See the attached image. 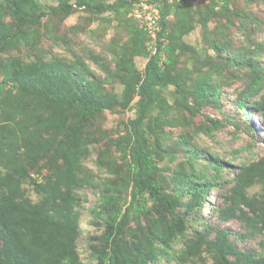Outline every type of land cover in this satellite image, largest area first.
<instances>
[{
	"label": "trees",
	"instance_id": "trees-1",
	"mask_svg": "<svg viewBox=\"0 0 264 264\" xmlns=\"http://www.w3.org/2000/svg\"><path fill=\"white\" fill-rule=\"evenodd\" d=\"M218 1L208 7L207 13L213 20L227 8L225 1ZM142 3L155 18L150 28L143 20L144 15L142 19L135 17ZM191 3V0H113L103 4L100 0H80L70 4L68 0H60L55 8L44 12L36 0H0V54L18 50L19 45L30 41L29 49H33L34 41L39 43L38 37L50 38L56 28L52 23L47 33L39 35L43 18H56L60 24L74 8H80L96 17L112 13L114 21L127 26L131 39L140 42V48L135 50L130 44L128 51L132 54L134 49L147 58L139 73L131 68L129 53L118 57L115 73L118 78L114 80L125 86L120 100L137 94L138 101L135 117L123 123V133L107 148L98 147L88 131V121L117 105L118 98L108 91L104 79L95 84L87 81V76L93 73L88 64L75 54L72 60H41L31 65L1 60L0 56V264H81L77 248L81 189L97 186L91 179L92 171L82 167L90 147L98 148L95 158L98 171L110 172L118 180L98 186L101 189L98 203L89 209L91 223L103 227L99 238H90L97 244L88 243L85 248L97 264H153L159 256H164L166 263L176 261V264H205L206 260L212 264H264V255L239 251L223 229L215 230L214 239H209L195 228L181 250L168 249L199 220L197 216L187 218L205 202L206 193L221 189L220 196L226 183L232 185L223 195L225 205L231 203L236 209L247 207L248 212L237 215L235 211L225 213L219 208L220 216L258 222L264 227V199L247 195V189L256 182L264 186L263 158L243 164L231 180L222 176L225 164L218 155L212 156L215 162L199 167L192 158L172 166L180 149L190 141L184 134L172 140L171 132L165 129L183 126L182 113L188 112L192 117L193 108L209 99L215 101L219 91L217 78L224 65H232L230 60L210 63L205 56L200 59L197 49L182 40L184 32L194 24ZM217 6L219 10H215ZM245 15L239 11L223 15L226 24L218 20L211 32L206 29L207 22H201L204 36L211 39L217 54L232 47L226 39L231 17L239 18L243 24ZM131 16L143 20L144 30L136 29ZM55 39L58 45L63 44L58 37ZM260 47L253 45L241 57L257 54ZM44 55L35 56L43 59ZM100 59H96V66L106 72L109 81L114 74L110 76L108 63ZM191 59L197 67L188 70L187 61ZM259 59L258 55L256 60L234 63L250 66L256 75L243 92L247 99L262 89L264 76L259 75ZM168 86L177 94L174 92L173 102L157 122L149 124L148 110L160 102L159 97ZM23 96L32 99L29 110L24 107ZM190 97L192 105L188 102ZM248 103L264 117V96ZM239 105L244 102L239 101ZM194 157H198L197 152ZM220 179L224 184L215 186ZM131 222L136 226H130ZM206 228L204 231L211 234Z\"/></svg>",
	"mask_w": 264,
	"mask_h": 264
},
{
	"label": "rangeland",
	"instance_id": "rangeland-1",
	"mask_svg": "<svg viewBox=\"0 0 264 264\" xmlns=\"http://www.w3.org/2000/svg\"><path fill=\"white\" fill-rule=\"evenodd\" d=\"M42 8V11L48 12L52 8H55L60 0H36ZM80 0H68L70 4ZM103 4L112 3L113 0H100ZM171 1V0H170ZM226 2V10L223 14L217 16L216 20H213V16L207 13L208 7L212 4H217L218 0H191V14L194 15V22L191 29H187L182 35V40L190 47L197 49V53L200 54V59L205 56V60L210 59V63H218L220 61L226 62L230 60L232 65H228L222 68L223 72L217 78L216 85L219 87V91L215 96V101H210L198 105L192 109V117L188 112L182 113L181 123L183 126H176L174 128H166L165 131L171 132L170 137L172 140L177 139L180 134H184L189 142L184 149H180V153L177 156L176 161L172 164L175 166L182 162H187V158L197 161V167L206 165L208 162H215L212 156L218 155L221 161L225 164V167L221 168V174L224 179L231 180L234 175L239 171L241 166L248 165L260 159H264V117L262 112L253 109L248 102H254L260 96H264V77L261 80L262 89L254 96L247 99L243 92L247 89L249 82L253 81L255 74L252 72L250 66H239L234 63L248 62L257 58L259 55L260 62L259 68H261L259 75L264 76V0H221V3ZM219 10V6L215 8ZM239 11L241 14H246L245 20L242 21L238 18L231 17V24H229V35L227 41L231 43L232 47L224 49L223 52L217 54V52L211 46V39L204 36L201 22H207L206 29L211 32L216 27L218 20L221 24H226L227 20L224 16L230 14V12ZM224 15V16H223ZM251 16H253L251 22ZM130 17V16H129ZM132 24L136 26V29L144 30L143 20L131 16ZM172 18V15L169 16ZM50 17L43 18L40 23L39 35L47 33L49 26L55 24L56 28L52 31L51 37L44 36L38 37V42L33 44V49H29L30 42L19 45L18 50L10 51L6 54H0L1 60H18L25 65H31L35 61H50L56 59L72 60V54H75L80 61L88 64L92 70V74L87 76V81L90 84L95 82L106 83V87H109L108 91H112L118 98V103L115 106L105 109L97 117L89 119L88 131H91L93 138L97 140L98 147L109 148L111 142L117 140L123 133V123L129 119L135 117V106L138 101L137 94L130 97L128 100H120V96L125 90V86L120 84L115 78L118 76L115 74L117 69L118 57L128 54L130 60V66L132 69L142 72L147 58L137 54L135 50L140 48V42L136 39H131V34L127 30V26L124 22L114 21L112 13H104L103 15L96 17L93 14L86 12L84 9L74 8L72 13L67 16L60 24ZM7 23V22H5ZM10 23V22H8ZM242 25V28L238 26ZM58 37L63 44L58 45L56 41ZM26 41V38L24 39ZM210 41V42H209ZM132 44V54L128 45ZM260 44V48L256 50V53L243 58L245 51L253 48V45ZM131 45V46H132ZM147 45V44H146ZM23 46V47H21ZM149 47V46H147ZM127 48V49H126ZM34 51V55H33ZM36 54H45L40 59ZM243 54V55H241ZM125 56V55H124ZM104 60L107 62V67L110 71L111 80L106 81L108 75L105 71H100L97 68V60ZM102 61V62H104ZM197 65H194L193 59L187 61L188 70H193ZM215 76V75H214ZM213 76V77H214ZM217 76L214 78L216 79ZM0 76V81H1ZM11 87L10 81H8L6 88L9 90ZM174 92L176 90L172 86H168L163 90L160 95V102L153 104L147 113L146 121L150 124L157 122L161 117L164 110L168 109V106L174 100ZM23 102L26 100L27 110L28 106L32 104V99L28 97H22ZM239 101H243L244 105L240 106ZM189 104H193L192 98H188ZM216 124L217 128H214ZM93 141V139H92ZM91 141V142H92ZM190 146V147H189ZM96 147H90V154L83 161L82 167L86 170L92 171V181L96 187L85 186L81 189L82 203L79 208L80 211V235L78 241V252L81 264H97L86 246L88 243L97 244L96 241H90V238H99L103 233V227L93 225L91 223L92 218L89 214V209L98 203V196L101 189L98 186L109 181L118 183L116 178H113L112 173L105 171H98L95 164ZM195 152L198 157L195 158ZM186 160V161H184ZM182 164V163H181ZM111 170V169H110ZM208 174V173H206ZM90 177V176H89ZM87 177V180H89ZM113 179V180H112ZM219 184H224L223 179L218 181ZM232 184L226 183L222 187V195L219 196L221 189H215L213 192L208 191L203 201L194 213L189 215L187 219H192L193 216L198 217V221L193 227L187 229L185 234L179 237V242L173 243L168 249L172 251L181 250L183 244L190 239L193 229H201L197 232H201L209 239H214L215 230L223 229L229 233V239L234 243L235 247L241 252H250L254 256L264 255V227L258 222H248L239 218H227L220 216L217 209H224L225 213L235 211L239 215L242 211L248 212L247 207L236 209L231 203L225 205L223 195L225 196L228 189ZM218 193V194H217ZM247 195L256 199H264V186L256 182L254 185L247 189ZM30 197L34 200L35 197L31 193ZM184 200V199H183ZM181 213V212H179ZM182 214V213H181ZM251 215V213H249ZM173 217V216H169ZM176 220L175 217H173ZM91 220V221H90ZM141 223V221H140ZM143 225V222L141 223ZM130 226H136V223L131 222ZM207 226V228L205 227ZM211 232L206 233L204 231ZM205 232V233H203ZM137 236L134 233V238ZM130 238V236L128 237ZM100 249V248H99ZM205 256V255H203ZM153 264H176L177 262L166 263L164 256ZM206 258V256H205ZM193 264H202L201 262H195ZM205 264H212L211 261L206 260Z\"/></svg>",
	"mask_w": 264,
	"mask_h": 264
},
{
	"label": "built area",
	"instance_id": "built-area-1",
	"mask_svg": "<svg viewBox=\"0 0 264 264\" xmlns=\"http://www.w3.org/2000/svg\"><path fill=\"white\" fill-rule=\"evenodd\" d=\"M143 1H146V0H143ZM140 6H141V10L135 11V17L140 18V19L144 17L143 20L147 21L148 28L152 27L155 18L152 17L149 13H147V10H149L147 5L142 3ZM142 15L144 16L141 18Z\"/></svg>",
	"mask_w": 264,
	"mask_h": 264
}]
</instances>
